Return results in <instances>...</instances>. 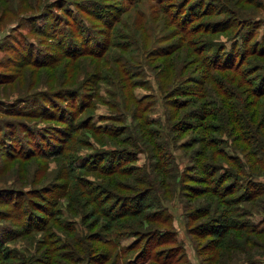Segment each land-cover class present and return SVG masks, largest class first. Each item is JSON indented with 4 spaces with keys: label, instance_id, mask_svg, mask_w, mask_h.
<instances>
[{
    "label": "rangeland",
    "instance_id": "1",
    "mask_svg": "<svg viewBox=\"0 0 264 264\" xmlns=\"http://www.w3.org/2000/svg\"><path fill=\"white\" fill-rule=\"evenodd\" d=\"M262 78L264 0H0V264H264Z\"/></svg>",
    "mask_w": 264,
    "mask_h": 264
},
{
    "label": "trees",
    "instance_id": "2",
    "mask_svg": "<svg viewBox=\"0 0 264 264\" xmlns=\"http://www.w3.org/2000/svg\"><path fill=\"white\" fill-rule=\"evenodd\" d=\"M60 3V2H59ZM76 5V4H75ZM77 7H79V5L77 4ZM243 39V38H242ZM244 40V39H243ZM261 41H262V39H261ZM260 41V42H261ZM261 46V45H260ZM77 53V51H74V53ZM78 53L79 54H81V53H83L81 50H78ZM77 53V54H78ZM222 67H225V68H232L233 70H236V66H235V64H234V62H232V60H231V58H229V61H223L222 63H217V64H214V66H213V68H218V69H220V68H222ZM262 81H264V78H262ZM262 81H260V85L259 86H261V87H263L262 85H263V83H262ZM261 87H260V89H261ZM264 88V87H263ZM263 88L259 91V92H262V91H264L263 90ZM223 91H224V87H223ZM225 93L227 92V91H224ZM172 102V104H174L175 102H176V100H170L169 101V103H171ZM106 156V154H105V152L104 151H98V152H96V154H94V155H89V157H91V158H88L86 161H83V163L81 164V165H83V167H88V168H90L91 170H99L100 172H106V171H108L109 169H110V167H111V165H108L107 164V160H105V157ZM98 159V160H97ZM90 164V165H89ZM80 165V166H81ZM253 183V182H252ZM255 192H259V191H255ZM251 194H253V192H250ZM139 209L140 208H137V210H134V211H139ZM127 211V210H126ZM131 212V211H130ZM125 213H128V211L127 212H125Z\"/></svg>",
    "mask_w": 264,
    "mask_h": 264
}]
</instances>
